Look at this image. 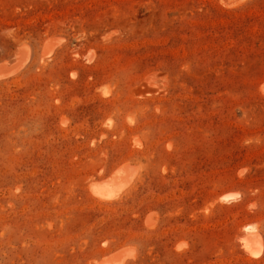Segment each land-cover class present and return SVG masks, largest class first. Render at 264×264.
Listing matches in <instances>:
<instances>
[{
	"label": "rangeland",
	"instance_id": "rangeland-1",
	"mask_svg": "<svg viewBox=\"0 0 264 264\" xmlns=\"http://www.w3.org/2000/svg\"><path fill=\"white\" fill-rule=\"evenodd\" d=\"M21 44L0 264H264L238 241L264 244V0H0V61ZM122 165L133 184L99 204L89 183Z\"/></svg>",
	"mask_w": 264,
	"mask_h": 264
},
{
	"label": "bare ground",
	"instance_id": "bare-ground-1",
	"mask_svg": "<svg viewBox=\"0 0 264 264\" xmlns=\"http://www.w3.org/2000/svg\"><path fill=\"white\" fill-rule=\"evenodd\" d=\"M59 45V41H48L42 47V60L48 59ZM19 46V45H18ZM21 44L13 55L12 64L6 60L0 61V82L15 75L24 67L28 59V53ZM89 59V57H88ZM45 61V60H44ZM136 144V142H135ZM136 170L128 165H122L113 170L106 178L96 181L92 180L88 185V191L93 195L99 204L110 203L118 200L133 184L136 177ZM236 199L235 194H224L219 197L220 202H229ZM146 226H152V220L147 217L145 219ZM242 236L239 237L240 248L244 252L247 259H259L263 255L264 244L261 235L254 225L244 227ZM132 257L131 252L123 251L110 255L94 264H124L128 258Z\"/></svg>",
	"mask_w": 264,
	"mask_h": 264
}]
</instances>
